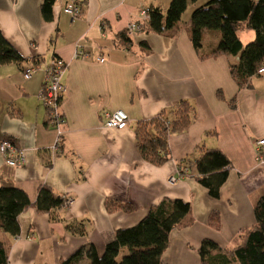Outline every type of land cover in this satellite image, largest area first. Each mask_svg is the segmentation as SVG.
<instances>
[{"label": "crops", "instance_id": "0c3cea01", "mask_svg": "<svg viewBox=\"0 0 264 264\" xmlns=\"http://www.w3.org/2000/svg\"><path fill=\"white\" fill-rule=\"evenodd\" d=\"M43 1L0 0V31L25 58L0 64V136L25 154L22 165L7 164L0 154V184L13 182L31 201L45 184L71 201L57 222L34 208L21 212L20 233L9 237L8 264H60L90 244L101 255L117 229L137 224L162 199L188 202L194 218L192 225L170 231L164 263L200 264L197 249L205 238L231 249L237 231L254 223L249 195L264 183V161L255 152V141L264 137V71L238 87L230 73L238 55L201 57L218 41L217 31H208L203 47L194 49L190 14L207 0H188L181 19L164 32L130 33L128 45L120 42L128 23L141 22L151 7L165 11L170 0H81L76 18L63 11L67 0H54L48 20ZM237 34L243 44L255 35L251 29ZM76 45L86 55L76 57ZM53 57L67 63L64 122L57 129L48 125L38 97L44 66ZM31 65L36 70L26 79L22 71ZM181 99L193 105L195 116L184 131L169 136L170 159L160 165L143 159L136 123ZM116 110L130 119L123 129L103 125L105 112ZM199 144L220 149L231 162L218 198L196 181L187 161ZM188 163L180 175L179 165ZM106 200L134 209L108 211ZM212 210L220 214L218 230L207 223ZM85 263L83 258L77 264Z\"/></svg>", "mask_w": 264, "mask_h": 264}, {"label": "trees", "instance_id": "16d2710c", "mask_svg": "<svg viewBox=\"0 0 264 264\" xmlns=\"http://www.w3.org/2000/svg\"><path fill=\"white\" fill-rule=\"evenodd\" d=\"M188 0H170L163 11L159 7L148 9L149 20L144 30L164 32L181 19ZM197 2L199 0H191ZM54 0H44L41 12L45 19L51 18ZM251 29L254 38L243 44L238 31ZM208 31H217L219 39L201 57L238 55L236 63L230 65V73L243 87L257 73L264 63V0H207L193 8L190 14L189 33L196 51L203 47ZM120 42H131L127 31L120 34ZM25 58L4 38L0 31V64L19 63ZM195 109L187 99H181L156 116L140 120L134 127L137 149L143 159L160 165L170 159L168 139L172 133L184 131L192 122ZM264 160V153H263ZM191 162L196 181L205 187L212 198H218L219 189L225 182L231 162L218 148H206L202 144L195 147L187 159ZM188 164L179 165V174H185ZM254 223L239 229L234 237L235 244L221 248L210 239H203L197 249L200 264H264V183L250 193ZM66 197L55 193L48 185L40 184L37 196L31 201L26 192L11 181L0 184V264H8L9 237L20 233L18 216L28 208L47 213L52 222L61 220ZM108 211L130 212L134 206L128 202L106 200ZM194 218L190 204L181 199H162L149 207L146 215L135 225L117 229L114 238L108 242L101 255L93 245L81 247L71 256L61 259L60 264H77L85 258V264H166L162 253L168 246L171 230L192 225ZM210 227L220 228V214L212 210L208 214ZM72 231V229H69ZM83 228L79 229L80 233ZM121 255V256H120Z\"/></svg>", "mask_w": 264, "mask_h": 264}, {"label": "built area", "instance_id": "2783aa9c", "mask_svg": "<svg viewBox=\"0 0 264 264\" xmlns=\"http://www.w3.org/2000/svg\"><path fill=\"white\" fill-rule=\"evenodd\" d=\"M81 0H67L63 7V11L70 15L71 18H76L80 12ZM141 22H130L126 26V31L128 34L133 32H142L144 29V23H147L150 16L148 12H142ZM80 45H76L75 56L86 55L80 50ZM98 61H103L104 59L99 56ZM66 61L59 57H53L44 66L43 81L40 86L38 97L44 104L46 109L47 123L53 128H58L60 124L64 122V115L61 111V104L63 100V95L66 92V86L62 81V77L66 68ZM36 67L31 65L25 68L22 73L23 76L28 79L31 77ZM264 71V65L257 69V73H262ZM105 120L103 125L109 128L123 129L127 126L129 122L128 115L122 110H116L113 112H105ZM58 134L60 131L58 130ZM59 145V137L56 139L52 150H56ZM255 152L256 158L260 161L263 160L264 153V137L259 138L255 141ZM0 154L4 157L5 161L9 165H22L25 163L24 151L19 148L15 142L7 136H0ZM174 177H170V181L173 182ZM70 199L67 198L65 204L70 203Z\"/></svg>", "mask_w": 264, "mask_h": 264}, {"label": "rangeland", "instance_id": "374dc122", "mask_svg": "<svg viewBox=\"0 0 264 264\" xmlns=\"http://www.w3.org/2000/svg\"><path fill=\"white\" fill-rule=\"evenodd\" d=\"M249 42V41H248ZM248 42H246V43H248ZM246 43H244V44H246ZM121 256V255H120Z\"/></svg>", "mask_w": 264, "mask_h": 264}]
</instances>
